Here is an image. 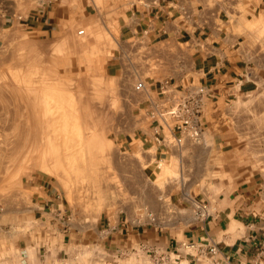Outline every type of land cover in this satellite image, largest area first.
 Wrapping results in <instances>:
<instances>
[{
  "label": "crops",
  "instance_id": "obj_1",
  "mask_svg": "<svg viewBox=\"0 0 264 264\" xmlns=\"http://www.w3.org/2000/svg\"><path fill=\"white\" fill-rule=\"evenodd\" d=\"M12 2L0 3V42L19 23ZM110 7L115 8L116 73L127 69L128 57L167 68L137 79L146 83L145 99L118 144L152 190L130 193L137 202L101 215L90 235L72 222L56 185L45 179L31 188V224L14 242L0 228V264H152L143 247L157 248L164 264H264L260 186L249 180L209 189L203 178L204 162L217 148L207 129L214 120L212 105L264 86V15L258 14L264 0H112ZM165 80L181 91L209 90L201 114L207 128L199 143H163L155 136L146 100L158 95ZM195 204L202 206L197 213ZM87 249L91 256L85 259Z\"/></svg>",
  "mask_w": 264,
  "mask_h": 264
},
{
  "label": "rangeland",
  "instance_id": "obj_2",
  "mask_svg": "<svg viewBox=\"0 0 264 264\" xmlns=\"http://www.w3.org/2000/svg\"><path fill=\"white\" fill-rule=\"evenodd\" d=\"M12 1L19 23L0 42V228L14 242L34 218L31 188L50 179L92 235L101 215L135 201L130 193L152 190L118 144L145 99L137 79L167 68L128 57L116 73L112 0ZM211 109L202 128L217 148L205 185L252 180L264 199V86Z\"/></svg>",
  "mask_w": 264,
  "mask_h": 264
},
{
  "label": "built area",
  "instance_id": "obj_3",
  "mask_svg": "<svg viewBox=\"0 0 264 264\" xmlns=\"http://www.w3.org/2000/svg\"><path fill=\"white\" fill-rule=\"evenodd\" d=\"M133 89L141 93L146 89L144 81H137ZM209 90L205 87H196L189 91L172 88L167 80L160 83L158 95L147 97L145 115L154 128L155 136L161 142L173 141L181 145L185 141L196 144L202 134V105ZM196 213L200 207L195 208ZM143 250L152 255V264H164L166 257L157 248L143 247ZM215 247L208 253L213 255ZM264 254V251H263Z\"/></svg>",
  "mask_w": 264,
  "mask_h": 264
}]
</instances>
